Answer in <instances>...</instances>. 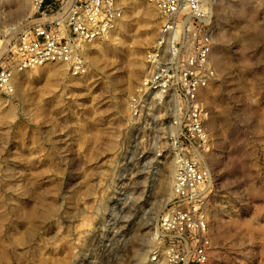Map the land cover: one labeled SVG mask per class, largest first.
<instances>
[{"label": "rangeland", "instance_id": "1", "mask_svg": "<svg viewBox=\"0 0 264 264\" xmlns=\"http://www.w3.org/2000/svg\"><path fill=\"white\" fill-rule=\"evenodd\" d=\"M123 3L117 27L84 46L85 74L18 70L0 92V264H150L161 248L170 111L130 107L160 17L150 0ZM31 9L0 0V62ZM213 30L217 79L198 98L209 264H264V0H215Z\"/></svg>", "mask_w": 264, "mask_h": 264}, {"label": "built area", "instance_id": "2", "mask_svg": "<svg viewBox=\"0 0 264 264\" xmlns=\"http://www.w3.org/2000/svg\"><path fill=\"white\" fill-rule=\"evenodd\" d=\"M160 24L145 55L146 74L130 97L135 115L162 105L175 154L173 204L161 215V248L150 264H209L212 240L204 197L213 176L203 150L209 139L198 102L202 88L217 79L212 59L215 0H150ZM33 11L8 40L0 62V92L12 94L14 73L46 64L64 65L74 76L86 73L84 46L123 16L120 0H32Z\"/></svg>", "mask_w": 264, "mask_h": 264}, {"label": "bare ground", "instance_id": "3", "mask_svg": "<svg viewBox=\"0 0 264 264\" xmlns=\"http://www.w3.org/2000/svg\"><path fill=\"white\" fill-rule=\"evenodd\" d=\"M125 1V3H126V0H120V2H121V4L122 5H125L123 2ZM23 5V3H21V6ZM32 11H33V7H32V9H31V13H32ZM112 30H110L109 32H107V33H110ZM7 32V31H6ZM47 65V64H46ZM205 88V87H204ZM203 89V88H202ZM202 89L200 90V92L202 91ZM199 92V93H200ZM198 98H199V96H198Z\"/></svg>", "mask_w": 264, "mask_h": 264}]
</instances>
